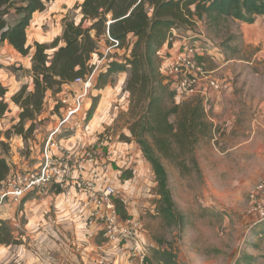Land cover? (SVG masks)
Returning <instances> with one entry per match:
<instances>
[{
	"label": "trees",
	"instance_id": "16d2710c",
	"mask_svg": "<svg viewBox=\"0 0 264 264\" xmlns=\"http://www.w3.org/2000/svg\"><path fill=\"white\" fill-rule=\"evenodd\" d=\"M53 1L0 0V43L31 57V89L22 84L10 97L20 110L12 127L14 133L22 140L32 133L48 92L56 95L75 78L92 75L90 94L94 99L87 113L90 118L99 97L92 92L102 90L113 74L126 73L122 92L128 95L126 123L130 136L123 138L139 145L151 167L157 213L171 226L182 225L184 216L172 197L162 159L177 160L189 155L196 164L195 145L200 137L212 134L214 125L207 117L202 99L175 100L174 90L161 72L160 50L172 46L174 30L194 29L197 21L214 29L230 19L252 23L257 16H264V0H82L77 5L79 19L65 15L61 33L52 41L35 40L27 44L32 15L42 12ZM102 37L106 43L103 51L99 45ZM238 40V33L225 38L236 43ZM221 43L229 56L238 52L235 46L229 49L227 43ZM94 56L102 60L99 66L92 62ZM4 94L5 89L1 88L0 116L8 109V103L3 102ZM57 108L55 104L53 111ZM0 144H5L1 133ZM10 172L9 162L0 155V183ZM127 176L130 177L129 169L122 171L120 179ZM115 204L120 218H127L125 206L117 200ZM10 239V227L0 219V243L8 244ZM164 263L171 264L169 259H164Z\"/></svg>",
	"mask_w": 264,
	"mask_h": 264
},
{
	"label": "rangeland",
	"instance_id": "374dc122",
	"mask_svg": "<svg viewBox=\"0 0 264 264\" xmlns=\"http://www.w3.org/2000/svg\"><path fill=\"white\" fill-rule=\"evenodd\" d=\"M81 2L82 0H54L42 12L34 13L27 30V44H32L35 40L43 42L45 39H53L59 35L62 30L61 20L65 15L75 20L79 19L77 5ZM200 26L203 34L198 30L196 33L198 36L187 39V43L190 45L196 43L198 51L202 53L200 62L206 71H211L214 70V61L227 56L221 42L227 43L229 49L235 46L236 41H225V38L231 33H238L239 22L230 19L219 29H214V26L206 23ZM102 45L106 43L100 46ZM9 46L7 43H0V89H5L3 102L8 103V109L0 116L1 140L5 143L0 144V155L7 159L11 166L10 173L13 174L30 172L40 165L41 158L37 147L41 146L47 133L60 118L58 111H53V107L62 94L72 95L70 92L75 87L71 84L65 85L56 95L48 92L49 95H46L43 105V111L46 113L41 112L32 133L27 134L22 144H18L12 127L18 121L16 118L20 110L11 102L10 97L22 84L28 85L26 78L30 73L27 65L30 62L31 66V59H28L29 55L22 56ZM229 53L232 54L233 51L230 50ZM165 71L168 73V70ZM215 73L213 71V75H219V72ZM117 79L118 73H115L108 84L115 83ZM89 97L91 103L86 101L82 117L84 112L87 117L93 102L94 97L91 94ZM89 97L87 96L88 99ZM204 97L210 103L211 96L209 98L198 93L185 95L176 100L177 102L191 99L204 101ZM99 99L100 95L96 99V110L86 120V122L91 120V127L89 126L86 131L83 130L82 134L85 136L97 129L103 130L106 139L105 157H113L114 152H117V157H143L141 153L136 154L140 147L134 140L135 148L129 153L124 150L125 147L130 148L127 145L130 140L123 138L129 137L125 133L130 135L126 123L129 116L128 104L120 103L118 100L117 105H111L106 111L105 103L100 102ZM57 106L61 114L60 107L58 104ZM111 117L113 121L109 123ZM225 134V131L214 127L210 136H202L198 139L193 151L196 164L190 161L189 155L177 160L162 159L172 197L184 216L182 225L171 226L168 220L157 213L154 177L146 160H142L141 166L138 167L142 174H138L136 179L137 182L144 180L143 183H135V177L132 178L130 185L114 183L117 189L115 201L119 194L123 195L124 199L135 197L141 202L140 209L136 206V210L132 211L129 208V214L127 210L126 213L127 216L131 215L139 221V233L148 249L149 264H162L164 259H169L171 264H264V220L255 223L258 216L255 212H251L249 200L250 191L264 179V145L256 149V157H245L244 148L239 152L229 150L230 141L234 138L231 131L228 137H224ZM35 135H38L37 139ZM114 149L118 150L113 151ZM114 164V162L111 164L112 169L117 167ZM123 184L129 187L126 190H130L133 186L134 189L138 187L139 190L133 192L134 196L127 195ZM10 202L16 203L1 201L0 211L4 204Z\"/></svg>",
	"mask_w": 264,
	"mask_h": 264
},
{
	"label": "crops",
	"instance_id": "0c3cea01",
	"mask_svg": "<svg viewBox=\"0 0 264 264\" xmlns=\"http://www.w3.org/2000/svg\"><path fill=\"white\" fill-rule=\"evenodd\" d=\"M200 25L202 22L197 21L194 29L174 30L172 46H164L160 50L162 73H166L172 52L187 43V39L198 36L196 34L198 30L203 34ZM238 34L239 40L235 45L238 52L230 56L227 53L224 58L217 59L214 61V70H211L217 74L219 72L218 76L215 75L216 73L214 76L223 79L227 83V88L212 90L206 83L203 84L205 95L209 98L211 96L210 103L205 102V108L207 117L214 127L226 132L224 137H228L229 132H232L234 140L230 141L229 150L239 152L244 148L245 157H256V149L264 145V16H257L249 24L239 22ZM51 40L52 38L45 39L43 42ZM102 43H105V37L101 38L99 45ZM104 47L105 45L100 46V50L103 51ZM28 59L30 60L31 57ZM92 62L99 66L102 60L94 56ZM29 67L30 62L27 65L28 73H30ZM124 77L126 73H118L115 83L108 84L96 92L100 95V102L105 103L106 111L111 105H117L118 100L120 103L128 104V95L122 92ZM26 81L31 89L30 76H27ZM84 100H88L90 104V99ZM90 121L89 119V123ZM112 121L113 117L109 123ZM97 127L99 128V125ZM97 131L102 130L97 129ZM125 135L130 136L129 133ZM79 137L71 140H80ZM35 138L37 139L38 135H35ZM15 140L18 144H22L20 135L16 134ZM133 144L134 141L130 140L127 143L130 148L125 147L124 150L131 152L136 146ZM140 153L138 148L136 154ZM116 154L117 152H114L111 157L117 165L113 167L112 172V180L116 185L117 182L121 184L125 179H129L125 177L120 179L122 171L129 166L133 165L137 175L142 174L138 167L141 166L142 160H145L143 157H117ZM137 181L135 183L141 184L144 180H140L141 183ZM123 186L125 190L129 189L126 184ZM136 190H139L138 187L134 189L133 186L130 190H126L127 195L134 196L133 192ZM72 192V196H66L63 191L50 186L44 191L27 192L19 203L4 204L1 207L0 219L8 223L11 239L8 244L0 243V264H124L125 260L122 256L115 259L104 246L101 222L98 220L88 222L94 205L84 209L82 204L88 197L75 193L73 188ZM116 198L119 203L123 202L128 214L129 208L134 211L136 206L138 209L141 207V202L135 197L124 199L123 195L117 194Z\"/></svg>",
	"mask_w": 264,
	"mask_h": 264
},
{
	"label": "built area",
	"instance_id": "2783aa9c",
	"mask_svg": "<svg viewBox=\"0 0 264 264\" xmlns=\"http://www.w3.org/2000/svg\"><path fill=\"white\" fill-rule=\"evenodd\" d=\"M195 44L185 43L172 52L168 73H163L174 90L175 100L192 93L205 96L204 86H201L205 83L212 90L227 88L223 79L215 77L213 71H206L199 60L202 53ZM92 81V75L77 77L70 83L75 87L70 92L72 95L64 93L59 97L56 105L61 110L60 114L57 108L60 118L47 133L41 146L37 147L40 165L30 172L9 173L0 183V202L8 200L19 203L27 192L44 191L50 186L63 191L66 196H72L73 188L75 193L88 197L82 204L84 209L94 205L88 222H101L104 246L115 259L122 256L124 264H148L147 248L139 233V221L131 215L122 219L117 213V189L112 180L111 167L113 160L105 157L106 139L103 130L85 136L82 134L90 126L89 120L86 122V113H83L84 117L81 114L86 101L84 99L90 95ZM89 99L91 103V98ZM205 101L204 97V106ZM75 135H80V140H71L77 137ZM116 150L118 149L113 151ZM127 169L131 175L124 183L130 185L132 178L137 176V171L133 165ZM249 200L251 212L258 216L255 223L264 220V179L250 191Z\"/></svg>",
	"mask_w": 264,
	"mask_h": 264
}]
</instances>
